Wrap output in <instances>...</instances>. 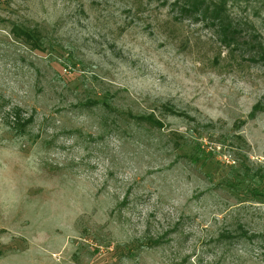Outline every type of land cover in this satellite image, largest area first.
<instances>
[{"label": "rangeland", "instance_id": "obj_1", "mask_svg": "<svg viewBox=\"0 0 264 264\" xmlns=\"http://www.w3.org/2000/svg\"><path fill=\"white\" fill-rule=\"evenodd\" d=\"M210 1L0 0V264H264V0Z\"/></svg>", "mask_w": 264, "mask_h": 264}, {"label": "trees", "instance_id": "obj_2", "mask_svg": "<svg viewBox=\"0 0 264 264\" xmlns=\"http://www.w3.org/2000/svg\"><path fill=\"white\" fill-rule=\"evenodd\" d=\"M201 0H191V2L189 3V7L192 6H196L197 9H199V7H204L206 9H211V11H213L216 16L219 15L218 19L219 20H224L226 19V10L225 7L222 6V4H214V1H210L208 3L207 6L203 5L201 6ZM188 7V6H187ZM11 33L20 38L23 39L24 42L28 43L31 47L35 48V50L40 51L41 48V40L39 39L38 33L36 31H30V30H23L21 28H17V27H12L11 28ZM154 123H159V122H154Z\"/></svg>", "mask_w": 264, "mask_h": 264}]
</instances>
